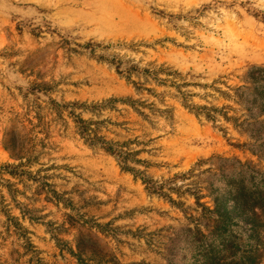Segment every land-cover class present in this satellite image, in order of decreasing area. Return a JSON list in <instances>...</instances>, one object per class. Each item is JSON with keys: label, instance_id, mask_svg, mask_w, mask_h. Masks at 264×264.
<instances>
[{"label": "rangeland", "instance_id": "1", "mask_svg": "<svg viewBox=\"0 0 264 264\" xmlns=\"http://www.w3.org/2000/svg\"><path fill=\"white\" fill-rule=\"evenodd\" d=\"M80 260L264 264V0H0V264Z\"/></svg>", "mask_w": 264, "mask_h": 264}, {"label": "trees", "instance_id": "2", "mask_svg": "<svg viewBox=\"0 0 264 264\" xmlns=\"http://www.w3.org/2000/svg\"><path fill=\"white\" fill-rule=\"evenodd\" d=\"M252 80H255L253 77H252ZM79 123L81 124V125H83L84 124V121H82V120H80L79 121ZM85 132H87V128H82V133H85ZM19 167H21V166H19ZM19 167H16V168H12V167H10V166H7L6 168V170H8V172H9V174L10 175H13V176H19L20 175V173H19V171H18V168ZM44 186H46V187H51L50 185H48V184H45ZM52 193L53 194H57L56 192H54V191H52ZM84 261H81L80 260V264H85V263H83Z\"/></svg>", "mask_w": 264, "mask_h": 264}]
</instances>
